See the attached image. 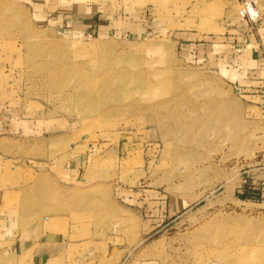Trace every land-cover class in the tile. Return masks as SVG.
Listing matches in <instances>:
<instances>
[{"label": "rangeland", "instance_id": "rangeland-1", "mask_svg": "<svg viewBox=\"0 0 264 264\" xmlns=\"http://www.w3.org/2000/svg\"><path fill=\"white\" fill-rule=\"evenodd\" d=\"M70 1L119 19L69 31ZM163 2L0 0V240L53 223L115 264H264V101L222 41L243 7Z\"/></svg>", "mask_w": 264, "mask_h": 264}, {"label": "crops", "instance_id": "crops-1", "mask_svg": "<svg viewBox=\"0 0 264 264\" xmlns=\"http://www.w3.org/2000/svg\"><path fill=\"white\" fill-rule=\"evenodd\" d=\"M151 1L154 0H147L146 6L165 5L163 0ZM240 1L246 0H224L229 9L236 4L240 5ZM252 3L256 5L255 2ZM257 3L264 9V0H258ZM57 7L67 8L65 9L67 15L58 18L64 21L65 28L69 31L80 28L82 32L105 34L113 25L111 23L119 19L95 12L91 3L79 4L70 1L69 4H59ZM225 30L222 41L230 49H236L234 50L236 53L246 52L251 65V79L256 81L252 84L256 85V92L264 101V12H259L252 26L241 19L239 25L226 24ZM198 48L201 46L191 45L190 47V49ZM19 225L13 222L7 223L5 230L11 231L13 236L0 240V264H115L116 259L110 258L111 252L103 248L100 250L98 242L90 241L88 244L86 240L72 239L68 232L65 234L56 232L59 224L51 223V225L38 227V234L25 238L21 237L23 232H20L21 225L20 227ZM86 244L89 246L83 248Z\"/></svg>", "mask_w": 264, "mask_h": 264}, {"label": "built area", "instance_id": "built-area-1", "mask_svg": "<svg viewBox=\"0 0 264 264\" xmlns=\"http://www.w3.org/2000/svg\"><path fill=\"white\" fill-rule=\"evenodd\" d=\"M240 6L243 10L239 13L242 20H244L249 26L254 25L257 19L256 12L254 11V4L247 3L246 1H240ZM246 7V9H244Z\"/></svg>", "mask_w": 264, "mask_h": 264}, {"label": "bare ground", "instance_id": "bare-ground-1", "mask_svg": "<svg viewBox=\"0 0 264 264\" xmlns=\"http://www.w3.org/2000/svg\"><path fill=\"white\" fill-rule=\"evenodd\" d=\"M85 98V99H84ZM90 98V96L89 95H85V94H83V96L81 97V101H80V103H81V105H82V103H84V102H82V101H85L86 99H89ZM91 99V98H90ZM89 99V100H90ZM87 102H88V100H87ZM84 107V106H83Z\"/></svg>", "mask_w": 264, "mask_h": 264}]
</instances>
